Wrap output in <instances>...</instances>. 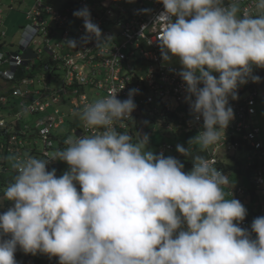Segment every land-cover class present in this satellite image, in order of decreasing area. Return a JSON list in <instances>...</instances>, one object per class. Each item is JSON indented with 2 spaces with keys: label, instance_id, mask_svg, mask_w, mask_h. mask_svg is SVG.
I'll return each mask as SVG.
<instances>
[{
  "label": "clouds",
  "instance_id": "9594fccd",
  "mask_svg": "<svg viewBox=\"0 0 264 264\" xmlns=\"http://www.w3.org/2000/svg\"><path fill=\"white\" fill-rule=\"evenodd\" d=\"M159 2L164 10L154 22L163 26L157 39L162 61L178 60L185 100L203 120L187 148L176 146L192 158V169L146 150L147 134L133 142L116 130L135 110L138 89L123 101L112 91L82 110L77 106L73 115L95 129L92 134L69 137L47 159L5 158L16 174L3 193L12 206L0 214V235H10L0 240V264H17V246L25 254L58 257L56 264H264V216L253 219L251 233L241 228L247 209L226 198L229 176L202 154L225 140L234 119L229 97L237 100L238 86L261 81L253 66L264 69V0H252L255 15L242 13L241 0L227 6L225 0ZM73 16L83 21L85 43L94 38L102 48L111 40L87 6ZM64 43L77 46L72 39ZM56 160L69 166L59 177L60 163L46 169Z\"/></svg>",
  "mask_w": 264,
  "mask_h": 264
},
{
  "label": "built area",
  "instance_id": "2783aa9c",
  "mask_svg": "<svg viewBox=\"0 0 264 264\" xmlns=\"http://www.w3.org/2000/svg\"><path fill=\"white\" fill-rule=\"evenodd\" d=\"M84 6L102 36L111 37L102 48H96L94 38L86 43L81 40L85 36L83 21L74 17L73 12ZM240 7L242 13L256 14L252 0H241ZM163 10L159 0H63L58 5L42 0L33 2L25 12L27 23L21 26L18 48L0 52V67L6 66L0 69V175L16 174L5 159L12 154L28 153L47 159L49 150L54 149V140L59 141L57 149L65 147V140L57 138L53 130L66 123L68 117L71 132L77 136L92 134L96 130L86 128L73 112L77 106L82 110L84 105L112 91L123 101L128 98L130 89L139 90L132 97L136 108L131 117L114 125L119 132L131 135L132 126L139 125L141 118L146 123L160 119L164 123L173 122L185 132L198 134L203 130V120L194 118L185 100V86L176 75L181 65L176 58L169 63L162 61L157 39L163 26L154 20ZM3 24L4 13L0 6V39L6 36L1 28ZM66 39L76 40L77 46L68 47L64 43ZM42 55L48 63L39 66L37 61ZM58 71H62L61 84L50 89L47 83L58 77ZM37 82L47 87L34 88ZM244 91L247 95L241 97ZM237 94V100L229 97L234 119L225 130V140L223 142L222 138L219 144L211 146L207 158L215 161L214 167L226 174L228 164L223 159L232 156V165H235L239 155L246 153L247 168L253 166V190L240 189L237 197L249 194L254 200L255 190L261 191L258 206L239 222L241 228L251 233L253 219L264 216V132L254 122L256 103L264 99V91L260 92L255 83L249 81L237 89ZM60 103L65 105L62 110L57 108ZM50 107L52 110L47 111ZM166 113L172 117L168 118ZM27 115L34 118L24 122ZM167 128L172 130L169 124ZM32 132L41 137L43 153L35 146H28L25 138ZM170 149V144H163L158 154L165 155ZM55 163L57 160L50 161L46 167L49 169ZM5 201L0 185V203ZM251 236L255 238L254 233ZM9 238L10 235H2L0 240ZM55 262L58 263V257Z\"/></svg>",
  "mask_w": 264,
  "mask_h": 264
},
{
  "label": "rangeland",
  "instance_id": "374dc122",
  "mask_svg": "<svg viewBox=\"0 0 264 264\" xmlns=\"http://www.w3.org/2000/svg\"><path fill=\"white\" fill-rule=\"evenodd\" d=\"M46 3L50 2L54 5L60 4L63 0H42ZM33 2L35 0H0V6L1 9H3L4 13V24L1 27L2 30L6 32V36L0 39V43L3 45L0 46V51L5 53L9 50H16L18 48L17 42L19 41L20 35H21V26L25 25L27 23V20L25 19V12L31 8L33 5ZM39 63V66L48 63V60L44 55L40 57V59L37 61ZM6 66H1L0 69L5 68ZM254 75L259 73V71L262 72L261 81L259 83H255L256 88L260 91H264V69L256 68L253 66ZM58 77L55 80H52L50 83H47L50 89L58 88L61 84V77H62V71H58ZM38 75L40 76L39 72ZM212 75L218 77V73H212ZM259 76V77H260ZM1 82V80H0ZM243 86H238L239 88H243ZM1 87V86H0ZM45 88V86L42 82H37L34 85V88ZM1 90V89H0ZM89 91L90 88H87ZM247 95V91H244L241 93V97H244ZM57 108L60 110L65 108V105L63 103H60L57 105ZM52 110V107L48 108L47 111ZM256 110L257 113L254 117V122L261 127L262 131L264 132V100H257L256 103ZM42 116H44L42 114ZM7 119L8 117H4ZM33 119V116L27 115L24 119V122H27L28 120ZM67 117H65L66 119ZM67 122L62 124L59 128L53 130V134L62 140H66L69 137H75L77 136L75 133L70 131V125H69V117L66 119ZM73 120H75L73 118ZM139 125L132 126V133L131 136L133 138V142H135L138 138V134L140 136L147 134L149 137V142L146 146V150H151L154 154H158L159 149L163 146V144H170L172 146V149L168 150L165 153V157L167 156H173L176 159L180 160L184 164V171L188 172L193 167V160L191 157H184L180 153L176 152V146L177 144L187 148L188 147V140L194 136L197 135L195 132H185L182 128H177L173 122L164 123L162 119L160 121H149L148 123L145 122L144 119H139ZM78 124V123H77ZM167 124L170 125L172 130H169L167 128ZM25 140L28 143L29 147L35 146L40 153H43V143L41 137L37 134V132L28 133ZM59 147V141L54 140V149H50L49 153L54 152ZM66 147V146H65ZM64 147L60 148L63 149ZM195 151V148L193 149ZM221 155V153H220ZM33 156V154H32ZM41 156V155H40ZM239 166L241 167L240 173L237 172L233 173L231 176H229L230 184L229 186L224 188V191L226 192V198H234L239 200L244 207L247 209V214L251 212V209L258 206V200L261 197V191H256V198L254 200H251V197L249 194L243 196V197H237L239 195L240 189H249L252 191V187L250 186L249 177L246 176L245 169L247 168V160H246V153L242 152L239 155ZM59 165V169H56V176H61L64 172L69 170V166L63 162L57 160ZM8 165L11 166L10 162L7 161ZM53 169L52 167L48 170ZM232 186V187H231ZM77 190L79 191V185H76ZM234 223H236L234 221ZM1 236V235H0ZM254 239V238H253ZM56 264L55 263V256L49 257L47 254L39 253L32 255L27 254V256H23L19 259H17V264Z\"/></svg>",
  "mask_w": 264,
  "mask_h": 264
},
{
  "label": "trees",
  "instance_id": "16d2710c",
  "mask_svg": "<svg viewBox=\"0 0 264 264\" xmlns=\"http://www.w3.org/2000/svg\"><path fill=\"white\" fill-rule=\"evenodd\" d=\"M21 72H23L22 70H20V73ZM167 114V117L169 118L170 116L172 117V115L171 114H168V113H166ZM205 156H206V154H204ZM239 160V159H238ZM247 163H248V161H247ZM236 168L234 167H228V169L226 170V174L228 175V176H230L232 173H235V172H237L238 174L240 173V169H241V167L239 166V161H236ZM252 169H253V166L252 167H249V168H247V169H245V173H246V176H248L249 177V181H250V186L252 187V183H251V175H252ZM230 170H232V171H230ZM14 174H11V175H9V176H5V175H0V185L3 187V193H4V189L6 188V186L9 184V183H11L12 182V180H13V178H14ZM12 206V203H10L9 201H5V202H1L0 203V214H3L5 211H7V209L9 208V207H11ZM246 217H248V215H246ZM2 236V235H1ZM0 236V237H1ZM23 256H27V254H25L20 248H18L17 250H16V252L14 253V258H15V260L16 259H19V258H21V257H23Z\"/></svg>",
  "mask_w": 264,
  "mask_h": 264
},
{
  "label": "crops",
  "instance_id": "0c3cea01",
  "mask_svg": "<svg viewBox=\"0 0 264 264\" xmlns=\"http://www.w3.org/2000/svg\"><path fill=\"white\" fill-rule=\"evenodd\" d=\"M254 73H255V72H254V70H253V74H254ZM261 74H262V72L259 71V73L257 72L256 75H257V76H260ZM260 77H261V76H260ZM261 100H264V99H261ZM210 149H211V146L209 147V149H208L206 152H204V153H202V154H203V155L206 154V157H207V156L209 155V153H210ZM231 157H232V156H230V157L227 156V157H225L223 160L225 161L226 164H228V167H233V168L235 167V168H236V164H235V165H232V164H234V162H233V159H231ZM230 171H232V170H230ZM232 174H233V173H232ZM232 174H231V175H232ZM231 175H230V176H231Z\"/></svg>",
  "mask_w": 264,
  "mask_h": 264
},
{
  "label": "water",
  "instance_id": "95a60500",
  "mask_svg": "<svg viewBox=\"0 0 264 264\" xmlns=\"http://www.w3.org/2000/svg\"><path fill=\"white\" fill-rule=\"evenodd\" d=\"M53 167L57 168V167H58V163L53 164ZM47 168H48V167H46V169H47Z\"/></svg>",
  "mask_w": 264,
  "mask_h": 264
}]
</instances>
